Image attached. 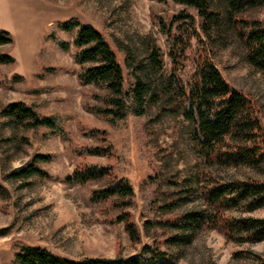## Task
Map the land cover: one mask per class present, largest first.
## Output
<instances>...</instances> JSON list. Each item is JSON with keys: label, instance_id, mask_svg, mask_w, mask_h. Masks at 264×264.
<instances>
[{"label": "rangeland", "instance_id": "1", "mask_svg": "<svg viewBox=\"0 0 264 264\" xmlns=\"http://www.w3.org/2000/svg\"><path fill=\"white\" fill-rule=\"evenodd\" d=\"M43 1L57 10L48 17L49 22L76 17L101 31L122 66L126 83L133 81L132 72L140 73L138 64H146V43L152 40L159 48L163 65L156 74L140 73L152 86L151 91L170 68L171 39L161 30L159 18L169 23L178 13L191 14L196 29L183 63L205 54L225 81L252 100L264 127V74L247 62L245 48L229 24L224 23L208 37L198 27L200 20L195 10L172 0ZM211 1L212 5L223 6L221 0ZM244 15L264 22V5ZM174 25L172 32H176ZM55 33L70 42L74 30L56 28ZM10 45H0V52L10 54ZM72 51V47L62 51L45 38L33 58L36 69L32 73H24L17 62L0 63V109L9 102L23 101L42 115H57L61 127L80 145L102 143L81 134L80 128L104 130L114 156L84 154L82 158L111 164L118 175L127 178L133 196L124 211L136 224L139 239L130 240L123 222L114 221L119 210L109 201L89 199L91 189L104 185V179L85 184L64 180L75 167L67 139L44 126L29 128L0 116V231L4 232L0 233V264H19L15 252L22 244L41 246L75 260L126 257L155 243L171 255L173 264H255V254L264 258V240L233 242L214 229L156 223L199 210V191L205 184L247 176L264 179V161L255 167L207 165L195 151L189 122L169 110L165 97H156L155 91L147 95L140 115L128 114L115 121L96 116L82 106L86 95L75 77L77 64L72 61ZM13 74L23 79L12 80ZM86 88L98 94L104 92L92 85ZM85 99L100 104L93 97ZM35 154L47 159L34 160ZM28 163L49 177L10 175ZM241 213L239 210L234 214ZM242 214L263 217L264 206Z\"/></svg>", "mask_w": 264, "mask_h": 264}, {"label": "trees", "instance_id": "2", "mask_svg": "<svg viewBox=\"0 0 264 264\" xmlns=\"http://www.w3.org/2000/svg\"><path fill=\"white\" fill-rule=\"evenodd\" d=\"M172 1L192 7L200 20L198 27L208 37L214 30H220L224 23L229 24L245 48L247 62L264 74V22L244 15L247 10L264 5V0H221L222 7L212 5L211 0ZM159 19L161 30L171 39L168 48L170 68L169 73L156 82L153 91L148 80L142 76L144 72L156 74L162 69L161 53L152 40L146 43V64H138L142 74L132 72L133 81L126 83L122 66L106 36L78 18L51 21L42 39H51L62 51H69L72 47L71 58L77 64L74 72L77 82L82 86L81 92L100 102L91 103L85 96L82 106L96 116L115 121L124 119L128 114L140 115L144 111L147 95L155 91L156 97H165L169 110L179 113L189 122V136L195 151L207 165H259L264 161V127L255 104L244 92L225 81L205 54H197L183 63L196 29L191 14L178 13L172 16L169 23ZM174 23L176 32H172ZM56 28L74 30L72 40L69 42L61 39L55 33ZM13 42L11 33L0 30V45ZM15 62L12 55L0 52V63ZM11 79L23 77L13 74ZM86 85L104 92H91ZM0 116L29 128L44 126L50 129V133H57L67 139L75 167L64 180L85 184L104 179V185L91 189L89 199L96 202L109 201L119 210L114 221L123 222L129 239L138 241V228L129 212L124 211L133 196L127 178L118 175L111 164L86 162L82 158L84 154L114 156L115 150L104 130L80 128L81 134L102 141L98 145H80L61 127L59 116L42 115L33 105L23 101L5 104L0 109ZM33 159L45 160L47 156L35 154ZM30 174L49 177L33 163L10 173L14 177ZM199 197V210L181 213L156 223L214 229L226 240L233 242L264 240V216L242 214L264 206V179L247 176L213 181L200 188ZM239 210L241 214H234ZM0 233L4 234L3 230ZM255 257V264H264L263 257L256 254ZM15 258L19 264H173L171 255L160 249L157 243L143 246L139 253L126 257H85L78 260L61 257L41 246L22 244L15 252Z\"/></svg>", "mask_w": 264, "mask_h": 264}, {"label": "crops", "instance_id": "3", "mask_svg": "<svg viewBox=\"0 0 264 264\" xmlns=\"http://www.w3.org/2000/svg\"><path fill=\"white\" fill-rule=\"evenodd\" d=\"M55 11L54 6H47L43 0H0V30L11 33L14 42L10 55L24 73L35 71L33 58L51 22L48 17H53Z\"/></svg>", "mask_w": 264, "mask_h": 264}]
</instances>
